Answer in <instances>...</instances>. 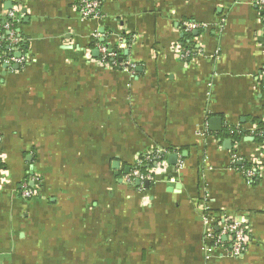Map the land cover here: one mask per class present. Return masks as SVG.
<instances>
[{
    "label": "crops",
    "instance_id": "obj_1",
    "mask_svg": "<svg viewBox=\"0 0 264 264\" xmlns=\"http://www.w3.org/2000/svg\"><path fill=\"white\" fill-rule=\"evenodd\" d=\"M99 1L84 20L80 0H0V53L24 60L0 67V264H264L254 0ZM100 46L123 52L115 68ZM150 151L163 152L155 181L125 183ZM229 217L249 228L239 258L206 240Z\"/></svg>",
    "mask_w": 264,
    "mask_h": 264
},
{
    "label": "built area",
    "instance_id": "obj_2",
    "mask_svg": "<svg viewBox=\"0 0 264 264\" xmlns=\"http://www.w3.org/2000/svg\"><path fill=\"white\" fill-rule=\"evenodd\" d=\"M253 4L260 12L264 37V0H254ZM80 5L81 17L84 20H92L100 17L101 3L99 0H80ZM20 19L21 14L18 11H11L8 15V24L5 26L6 29L9 30V41L11 42V45L17 50L20 45V39L16 37L14 31L11 28L15 23H18ZM184 26L187 31H193L200 28V25L191 22L184 23ZM127 42L130 45L133 42V39H125L123 41L124 44ZM124 44H122V46H124ZM99 51L101 54V66L115 68L118 65V62L116 61V58L118 57L117 53L111 51L106 46H100ZM23 62L24 60L22 56L20 58L6 57L0 53V67H12L16 64L22 65ZM130 69H134V66L130 65ZM260 84L263 86L264 90V65L260 74ZM162 162H164L163 152L150 151L143 154L137 159L135 167L131 173L124 177V182L131 185L136 184V182H140V186L142 187L144 186L145 182H149L150 184L153 183L155 181V169L158 168ZM145 164H151L153 166V168L146 173L142 172V168ZM245 174L249 179H254L255 177L254 170H248L245 172ZM22 195L26 200L33 199L35 197V193L29 188H26ZM211 219V214L208 212L204 216V222L208 224L209 220ZM206 240H210L216 248L224 246L225 242H227L226 244H228L227 246L229 248L223 252L233 258H239L243 256L247 250L249 242V228L229 217L224 219L217 233L214 232L212 228H210L206 233Z\"/></svg>",
    "mask_w": 264,
    "mask_h": 264
},
{
    "label": "trees",
    "instance_id": "obj_3",
    "mask_svg": "<svg viewBox=\"0 0 264 264\" xmlns=\"http://www.w3.org/2000/svg\"><path fill=\"white\" fill-rule=\"evenodd\" d=\"M127 40H130L129 38L127 39ZM9 43L10 42H7V41H5L4 40V42L2 43V49H1V51L4 53V52H6L7 51V47H8V45H9ZM22 46V43L19 45V47H21ZM108 47V46H107ZM112 50H114V52L115 53H117L118 55H122V51H120V50H118L117 48H113ZM261 89H262V96H263V98H264V90H263V86L261 85ZM259 126H258V129L259 130H257V135H256V139H257V141L260 143H264V124L263 123H259L258 124ZM224 135H230V137L231 138H236V136H237V133H236V131L235 130H232L231 128L229 129L228 128V130H224ZM135 167V166H134ZM242 167H244L243 168V171H244V173L246 172V171H248L249 170V164H242ZM153 168V166L151 165V164H145L144 165V167L142 168V172H144V173H146V172H148L150 169H152Z\"/></svg>",
    "mask_w": 264,
    "mask_h": 264
},
{
    "label": "water",
    "instance_id": "obj_4",
    "mask_svg": "<svg viewBox=\"0 0 264 264\" xmlns=\"http://www.w3.org/2000/svg\"><path fill=\"white\" fill-rule=\"evenodd\" d=\"M195 35H197V33H195ZM95 54L96 55H99L97 51L95 52ZM16 57L17 58H20L21 57V54H17ZM15 69H16V67H15ZM221 125H222V120L220 118H212L210 120V128H211L212 131H221V129H222ZM170 160H171V162H170V165L171 166L177 165L178 158H177L176 155L171 156ZM136 185L137 186H140V182H136ZM149 187H150V183L149 182H145L144 188L148 189Z\"/></svg>",
    "mask_w": 264,
    "mask_h": 264
}]
</instances>
